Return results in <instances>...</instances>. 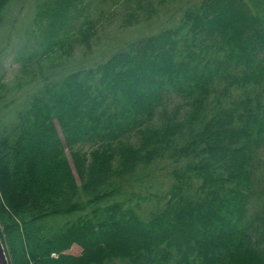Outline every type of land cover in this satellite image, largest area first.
I'll use <instances>...</instances> for the list:
<instances>
[{
    "label": "trees",
    "instance_id": "trees-1",
    "mask_svg": "<svg viewBox=\"0 0 264 264\" xmlns=\"http://www.w3.org/2000/svg\"><path fill=\"white\" fill-rule=\"evenodd\" d=\"M9 1L0 0V24ZM260 2L203 0L177 29L44 79L21 108L4 118L0 110V231L10 264H264ZM83 8V0H52L51 28L69 29L71 11ZM233 87L243 98L224 108ZM172 92L192 107L189 117L151 127ZM131 133L139 144L127 141ZM178 138L185 144L175 147ZM80 144L95 149L88 157ZM167 153L180 166L176 182L157 197L164 207L143 218L133 199L151 193L118 196L145 182L140 165ZM74 244L79 256L67 253Z\"/></svg>",
    "mask_w": 264,
    "mask_h": 264
},
{
    "label": "rangeland",
    "instance_id": "rangeland-1",
    "mask_svg": "<svg viewBox=\"0 0 264 264\" xmlns=\"http://www.w3.org/2000/svg\"><path fill=\"white\" fill-rule=\"evenodd\" d=\"M202 1L83 0L84 8L80 13L71 11L72 15L78 14L73 25L67 29L64 22L56 31L49 24V7L52 0H10L0 24V79L2 84H7V89H0V96H3L0 98L3 118L8 110L16 109L25 99L37 92L44 79H58L81 67L97 66L139 39L156 35L166 29H177L186 10L200 5ZM260 6L264 9V0H261ZM63 19L68 20L67 17ZM82 23L87 32L78 28ZM51 33L53 36L50 38L49 48L45 41ZM231 90V94L224 98V108L243 98L240 89L233 87ZM165 95L169 97L149 124L151 127H161L169 117L179 121L189 117L192 107L185 104V99L173 92ZM213 114H208L210 119ZM224 116L226 113L222 115ZM57 128L60 129L58 124ZM199 129L201 127L197 130ZM126 139L133 145L140 142V136L136 133L129 134ZM183 144L185 141L178 138L177 145L174 146ZM79 146L83 147L76 151L87 153V156L95 149L89 144ZM71 153L66 147L64 154L72 166L76 182L80 185L81 180L74 168ZM179 168L171 154L157 156L151 164H142L137 170V174H148L145 182L131 185L132 188L125 195L118 196V199L131 197V192L141 195L151 193L150 200L133 199L134 205L139 203V214L143 218L150 217L158 206L164 207L163 200L159 203L157 197L163 198L171 189L172 184L176 182L175 170ZM196 184L197 180L195 187ZM78 216L79 214L73 216V219L76 220ZM81 252L82 248L74 244L67 253L79 256Z\"/></svg>",
    "mask_w": 264,
    "mask_h": 264
},
{
    "label": "water",
    "instance_id": "water-1",
    "mask_svg": "<svg viewBox=\"0 0 264 264\" xmlns=\"http://www.w3.org/2000/svg\"><path fill=\"white\" fill-rule=\"evenodd\" d=\"M0 264H10L6 246L4 245L0 231Z\"/></svg>",
    "mask_w": 264,
    "mask_h": 264
}]
</instances>
